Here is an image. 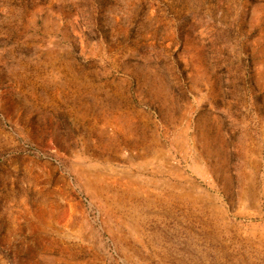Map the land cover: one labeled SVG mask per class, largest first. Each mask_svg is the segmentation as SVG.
<instances>
[{
    "label": "rangeland",
    "instance_id": "374dc122",
    "mask_svg": "<svg viewBox=\"0 0 264 264\" xmlns=\"http://www.w3.org/2000/svg\"><path fill=\"white\" fill-rule=\"evenodd\" d=\"M0 264H264V0H0Z\"/></svg>",
    "mask_w": 264,
    "mask_h": 264
}]
</instances>
